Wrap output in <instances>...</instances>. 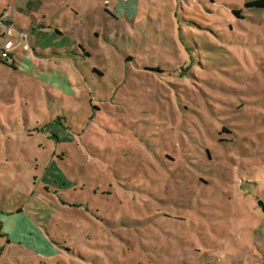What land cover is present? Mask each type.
Here are the masks:
<instances>
[{
  "label": "rangeland",
  "instance_id": "1",
  "mask_svg": "<svg viewBox=\"0 0 264 264\" xmlns=\"http://www.w3.org/2000/svg\"><path fill=\"white\" fill-rule=\"evenodd\" d=\"M246 1L0 0V264H264Z\"/></svg>",
  "mask_w": 264,
  "mask_h": 264
},
{
  "label": "trees",
  "instance_id": "2",
  "mask_svg": "<svg viewBox=\"0 0 264 264\" xmlns=\"http://www.w3.org/2000/svg\"><path fill=\"white\" fill-rule=\"evenodd\" d=\"M244 7L264 10V0H247L246 2H244ZM233 13L236 15H240V9L234 10ZM1 63L7 64L11 68L15 69V66L13 64H9L5 61H1Z\"/></svg>",
  "mask_w": 264,
  "mask_h": 264
},
{
  "label": "built area",
  "instance_id": "3",
  "mask_svg": "<svg viewBox=\"0 0 264 264\" xmlns=\"http://www.w3.org/2000/svg\"><path fill=\"white\" fill-rule=\"evenodd\" d=\"M2 59V61L4 60L5 62H10V59L8 58V56H7V54H6V52H1L0 53V60Z\"/></svg>",
  "mask_w": 264,
  "mask_h": 264
},
{
  "label": "crops",
  "instance_id": "4",
  "mask_svg": "<svg viewBox=\"0 0 264 264\" xmlns=\"http://www.w3.org/2000/svg\"><path fill=\"white\" fill-rule=\"evenodd\" d=\"M1 226H2V225L0 224V228H1Z\"/></svg>",
  "mask_w": 264,
  "mask_h": 264
}]
</instances>
